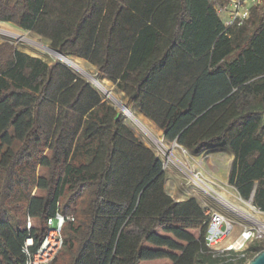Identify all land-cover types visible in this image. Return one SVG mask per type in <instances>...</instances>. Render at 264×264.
<instances>
[{
  "label": "trees",
  "instance_id": "obj_1",
  "mask_svg": "<svg viewBox=\"0 0 264 264\" xmlns=\"http://www.w3.org/2000/svg\"><path fill=\"white\" fill-rule=\"evenodd\" d=\"M0 21L89 62L165 143L225 144L228 184L264 210V9L226 28L207 0H0ZM53 67L0 42V264L24 262L25 240L34 251L56 211L74 220L50 264H241L206 245L195 197L143 213L161 159L113 103L83 115L50 99Z\"/></svg>",
  "mask_w": 264,
  "mask_h": 264
},
{
  "label": "built area",
  "instance_id": "obj_2",
  "mask_svg": "<svg viewBox=\"0 0 264 264\" xmlns=\"http://www.w3.org/2000/svg\"><path fill=\"white\" fill-rule=\"evenodd\" d=\"M207 1L213 3L217 16L226 28L242 26L249 20L253 9H264V0ZM173 144L179 146L176 142ZM179 147L189 154L185 148ZM182 165L185 183L197 187L193 197L198 200L207 217L204 235L206 245L216 254L236 256L242 260L241 264H246L248 247L251 244L264 243V210L253 204V197H241L232 185L216 178H207L192 166ZM225 210L234 212L241 219L240 223H237L240 228L233 238L231 235L236 223L226 215ZM73 220L72 215H63L56 211L55 215L47 220V229L39 246L31 251L32 239L27 238L22 247L25 260L15 264H50L62 248L64 223ZM30 225L31 220L28 218L27 227ZM223 241L225 243L221 244ZM234 259L230 258L232 261Z\"/></svg>",
  "mask_w": 264,
  "mask_h": 264
},
{
  "label": "rangeland",
  "instance_id": "obj_3",
  "mask_svg": "<svg viewBox=\"0 0 264 264\" xmlns=\"http://www.w3.org/2000/svg\"><path fill=\"white\" fill-rule=\"evenodd\" d=\"M13 34L23 35V36L25 35L38 42L44 43L47 46H50L48 40L30 31L22 30L19 27L9 22L0 21V42H9L13 44L17 50L26 52L33 56L40 57L49 64H54V67L51 69L49 82L45 87L44 92L50 99H53L57 104H66L74 100L75 101L74 110L81 112L83 115H85L87 110H89L91 107H93L94 105L100 102L107 101L113 103L106 96L104 92H102L98 87L93 85L88 80V78H86L82 73L77 71L75 68L65 64L59 59L52 57L50 54H47L46 52L37 50L32 45H29L24 41L18 40L16 37L13 36ZM70 57L73 60L76 59L74 61L83 70L85 71L87 70V72H89L90 74L94 75L97 78V74L95 73V68L93 65H91L89 62L78 56H70ZM99 82H101L103 86H106L105 88L107 90L110 89L109 91H111L116 96L124 100L130 106L135 116L140 120V118L137 116L136 110L132 108V105L129 102V100L123 98L122 93L116 90L115 83L113 80H99ZM77 92H79L78 97L75 98ZM127 121L128 124L133 128L135 135L147 147L151 148L162 161V167H163L162 169L164 174L162 182L160 183L157 191L153 194L152 197H150L151 203L149 202L148 205L147 203H144L145 206L144 208H142L143 213L148 215H157L160 212V210L164 207V205H166L171 199L187 197V195L184 194L180 196L181 193L176 194V192L173 196L170 194L171 190L169 187L171 185L170 186L166 185V180L168 177L171 178L172 186L176 188H181L180 190L186 189L189 193H196L198 189L195 185L193 184L185 185V174L183 173L182 164H185V166H189V167L191 166V164L189 163L190 156L184 153L182 148H180L179 146L173 148L172 143L171 144L165 143L163 138L160 135H158L156 131L149 129V127L143 124L141 120L140 121L143 124V126L147 128L146 129L147 132L152 137L156 139L158 138V140H160V144L154 142L152 137L148 133L143 131L140 127H138L133 121L131 120H127ZM168 151H171V153L173 154L172 156L173 162L170 161L169 164H166L168 160L167 159ZM225 213L231 220L235 221L236 223L235 229L233 230V233L231 235V238H233L234 236H236L240 228L237 223H240L241 219L232 211L225 210ZM224 243L225 242L223 241L221 244Z\"/></svg>",
  "mask_w": 264,
  "mask_h": 264
},
{
  "label": "crops",
  "instance_id": "obj_4",
  "mask_svg": "<svg viewBox=\"0 0 264 264\" xmlns=\"http://www.w3.org/2000/svg\"><path fill=\"white\" fill-rule=\"evenodd\" d=\"M131 103V102H130ZM132 105V104H131ZM137 116L140 120L145 124L149 129L154 130L162 137V130L159 129L155 123L149 119L143 112L136 110ZM163 138V137H162ZM188 156H190L189 163L193 168L198 170L202 175L207 178H216L223 182L228 183V172L231 161L233 159V154L228 150L225 144H221L220 146L212 149H206L200 152H190ZM256 183V182H255ZM166 185H171L169 188L171 190L170 194L173 196L176 194L187 195V197L195 196L196 193H189L186 189L180 190L181 188H176L172 186L171 178L168 177L166 180ZM185 185H187L185 183ZM256 188V185H255ZM185 197V198H187ZM176 200L184 199L175 198Z\"/></svg>",
  "mask_w": 264,
  "mask_h": 264
},
{
  "label": "bare ground",
  "instance_id": "obj_5",
  "mask_svg": "<svg viewBox=\"0 0 264 264\" xmlns=\"http://www.w3.org/2000/svg\"><path fill=\"white\" fill-rule=\"evenodd\" d=\"M14 37H16L18 40L24 41L26 43H28L29 45H32L34 48H36L39 51H43L46 52L47 54H50L52 57L59 59L60 61L64 62L65 64L72 66L73 68H75L77 71H79L80 73H82L86 78H88V80L95 85L96 87H98L102 92H104L106 94V96L115 104L118 105L120 107H124V113H125V118L127 120H131L133 121L138 127H140L143 131L147 132V128H145L143 126V124L141 123V121L135 116L134 112L132 111V109L130 108V106L121 98H119L118 96H116L114 93H112L111 91L107 90L105 87L103 86V84L101 82H99V80L92 74H90L89 72H87V70H83L74 60L76 59H72L70 56L68 55H64L61 56L59 54H57L55 51L51 50L49 48V46H47L46 44L42 43V42H38L32 38H29L27 36H23V35H17V34H13ZM75 58V57H74ZM93 73V72H92ZM149 134V133H148ZM150 135V134H149ZM151 136V135H150ZM152 137V136H151ZM153 141L156 142L157 144H160V140H158V138H154L152 137ZM151 139V140H152ZM162 146V145H161ZM172 147H178L177 145L173 144ZM173 154L171 153V151H168V156H167V162L169 163L170 161L173 162L172 159ZM166 162V163H167Z\"/></svg>",
  "mask_w": 264,
  "mask_h": 264
},
{
  "label": "water",
  "instance_id": "obj_6",
  "mask_svg": "<svg viewBox=\"0 0 264 264\" xmlns=\"http://www.w3.org/2000/svg\"><path fill=\"white\" fill-rule=\"evenodd\" d=\"M49 48L61 56L67 55V54H63V53L57 51L56 49H54L50 46H49ZM115 106L125 115L124 107H120L118 105H115ZM246 264H264V249L259 251L258 253H256L251 259L248 260V262Z\"/></svg>",
  "mask_w": 264,
  "mask_h": 264
},
{
  "label": "clouds",
  "instance_id": "obj_7",
  "mask_svg": "<svg viewBox=\"0 0 264 264\" xmlns=\"http://www.w3.org/2000/svg\"><path fill=\"white\" fill-rule=\"evenodd\" d=\"M180 146V145H179Z\"/></svg>",
  "mask_w": 264,
  "mask_h": 264
}]
</instances>
